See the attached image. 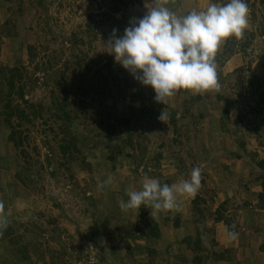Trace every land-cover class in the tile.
Here are the masks:
<instances>
[{
    "label": "rangeland",
    "instance_id": "obj_1",
    "mask_svg": "<svg viewBox=\"0 0 264 264\" xmlns=\"http://www.w3.org/2000/svg\"><path fill=\"white\" fill-rule=\"evenodd\" d=\"M229 2L168 0L165 6L183 17ZM244 2L247 33L235 43L254 37L246 56L237 44L230 51L226 40L220 44L219 91L181 89L165 109L149 112L154 90L106 46L154 0H132L118 13L111 10L115 0H0V67H23L25 99L41 107L29 124L18 127L12 119L24 137L23 154L7 140L0 112V201L9 221L0 229V264H194L195 256L199 264H264V172L256 165L264 159V0ZM59 104L71 115L67 129L56 116ZM133 112L129 128L111 130ZM73 137L80 153L71 161L59 146ZM117 147L118 156L111 152ZM196 167L202 187L194 198L178 196L179 210L156 216L145 205L121 210L119 202L128 201V190H141L145 176L171 186L190 180ZM152 222L159 240L146 236ZM227 224L238 233L235 240Z\"/></svg>",
    "mask_w": 264,
    "mask_h": 264
},
{
    "label": "clouds",
    "instance_id": "obj_2",
    "mask_svg": "<svg viewBox=\"0 0 264 264\" xmlns=\"http://www.w3.org/2000/svg\"><path fill=\"white\" fill-rule=\"evenodd\" d=\"M167 3L168 0H154L156 6L126 28L122 37L114 31L106 46L108 53L142 85L150 86L160 104L167 103L181 89L195 93L219 91L216 53L228 38H243L248 27V5L244 0H230L224 5L211 3L206 11L193 10L177 17L165 6ZM159 119H167L164 110ZM201 180L199 167L192 170L190 180L181 179L171 186L145 176L142 189L128 190V201L121 200L119 206L127 211L145 205L151 207V216L179 210L178 196L194 198L202 187ZM111 183L109 177L104 185ZM8 223L0 201V229H6ZM227 235L229 240L238 237L233 231Z\"/></svg>",
    "mask_w": 264,
    "mask_h": 264
},
{
    "label": "trees",
    "instance_id": "obj_3",
    "mask_svg": "<svg viewBox=\"0 0 264 264\" xmlns=\"http://www.w3.org/2000/svg\"><path fill=\"white\" fill-rule=\"evenodd\" d=\"M116 4L111 8L113 13H118L121 12L123 7L129 6L132 0H115ZM263 24V28L260 29V34H264V20L262 22ZM247 32H244V35ZM8 36H12L11 34H8ZM252 37H254V34H250L247 35V38L242 41V43L238 44L235 43V37H230L226 40V45H225V49L227 51H230L233 49V46H235L237 44L238 48L237 50L240 51L242 56H246L247 55V49L249 47V45L251 44V41L253 40ZM29 49L28 54H29V58L32 59V52H33V47L28 46L27 47ZM24 73H23V67H0V77L3 78L5 80V85L6 88L1 90L0 89V112L1 115L3 116V122L7 125V127L9 128V134L7 136V140L12 143V145L14 146L15 149L20 150V152L23 154V148L24 144H23V139L24 137L22 136V133L16 129L15 126H13L12 124V119L15 118L16 120L19 121V126H21L20 122L22 121L23 123L29 124L31 122L32 119V115L37 116V117H41L40 116V109L41 107H39V110H37V108L30 103L27 99H25V93H24V86H22V84H19L21 82V80L23 79ZM64 90V88H63ZM154 96L150 99L151 101V106L150 107H145V109L149 112H151L153 110V107L156 106L158 110H160L161 108L165 109L166 106L164 104H160L156 101L155 99V91H154ZM14 97H16L20 103H13L14 102ZM67 102L64 101L63 105H65ZM62 104H59L58 108H57V118H59V120H61L63 122V127H65L67 129L68 125H72L71 123V115L70 112L65 108V106H63ZM29 110V111H28ZM31 111V113H30ZM224 116H226L227 111L226 109H224L223 111ZM134 118V112L127 117H121L116 119L115 123L110 125L111 130H115V128L118 129H126L129 128L131 126L132 123V119ZM136 118V116H135ZM169 119H170V123L173 126L174 129H176L177 127V117H176V112L174 110L170 111L169 114ZM223 130V129H222ZM75 140V141H74ZM59 150L60 153L63 157L67 158L68 160L74 161L75 157L77 154L80 153V151L77 149V145H76V139L70 138V140L67 141H63L61 143V145L59 146ZM113 154L115 155H121L122 151L120 150L119 147H117L115 149V151H111ZM257 167L260 168V170H262L264 172V159L260 160L257 162ZM261 179L264 180V174L261 175ZM263 201V200H262ZM263 203V202H262ZM219 221H223L222 218L219 216L217 218V222ZM173 225L175 228H178L181 225L180 219L176 218L173 222ZM152 225L149 227L148 229V233H147V238L149 240H159L161 237V233L159 230V227L157 225V223L152 222ZM228 226V232L231 231V226ZM147 240V239H146ZM199 233L197 232V239L194 241V244L196 247L199 244ZM148 241V240H147ZM193 242L191 237H187L184 239L183 243L186 244V246L190 249L193 246L191 245V243ZM262 248V247H261ZM264 248V247H263ZM194 249V248H193ZM146 251H148L151 254V250L150 248L146 249ZM219 260H225L223 258V255H219ZM201 261V259L198 256H195L193 258V263L194 264H199ZM181 264H185V262H181Z\"/></svg>",
    "mask_w": 264,
    "mask_h": 264
},
{
    "label": "water",
    "instance_id": "obj_4",
    "mask_svg": "<svg viewBox=\"0 0 264 264\" xmlns=\"http://www.w3.org/2000/svg\"><path fill=\"white\" fill-rule=\"evenodd\" d=\"M89 237H91V233H89Z\"/></svg>",
    "mask_w": 264,
    "mask_h": 264
}]
</instances>
